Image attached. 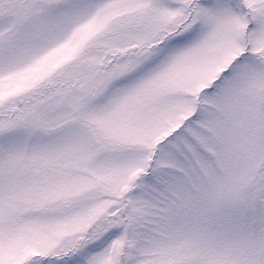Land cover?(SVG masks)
Here are the masks:
<instances>
[{
    "label": "snow or ice",
    "instance_id": "obj_1",
    "mask_svg": "<svg viewBox=\"0 0 264 264\" xmlns=\"http://www.w3.org/2000/svg\"><path fill=\"white\" fill-rule=\"evenodd\" d=\"M0 264H264V0H0Z\"/></svg>",
    "mask_w": 264,
    "mask_h": 264
}]
</instances>
